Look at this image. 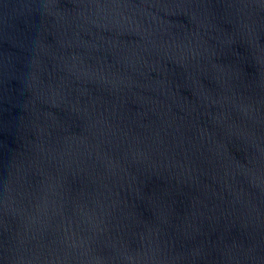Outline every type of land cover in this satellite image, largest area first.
<instances>
[{"label":"water","instance_id":"obj_1","mask_svg":"<svg viewBox=\"0 0 264 264\" xmlns=\"http://www.w3.org/2000/svg\"><path fill=\"white\" fill-rule=\"evenodd\" d=\"M0 264H264V0H0Z\"/></svg>","mask_w":264,"mask_h":264}]
</instances>
